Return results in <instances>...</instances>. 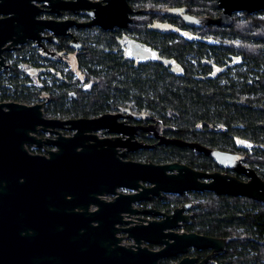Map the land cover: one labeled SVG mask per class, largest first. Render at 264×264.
Returning <instances> with one entry per match:
<instances>
[{
  "label": "flooded vegetation",
  "instance_id": "1",
  "mask_svg": "<svg viewBox=\"0 0 264 264\" xmlns=\"http://www.w3.org/2000/svg\"><path fill=\"white\" fill-rule=\"evenodd\" d=\"M204 1L0 0V97L12 94L9 90L10 73L18 71L23 85L26 86V92L27 89L38 92L33 103H43L45 115L48 117L78 119L96 117L103 113H118L120 114L118 125L120 124L127 131H132L133 127L139 126L135 131V139L151 146L135 150L118 147L119 152L126 151L125 156L122 157L124 160L157 164L178 162L187 165L196 172L220 173L247 181L249 176L246 173L231 166L221 165L217 159L202 150L198 151L188 145L160 142V140L162 137L180 139L186 142H195L213 150L240 154L243 156L242 165L253 167L249 159V151L253 146L247 141L230 134L229 137L233 139L232 147L216 145L205 139L203 134L207 132V129L203 127L202 122L196 126L200 136L194 135V139L181 136L179 127L171 125L150 110H138L140 106L147 108L164 105L161 99H156L154 95L151 98L139 95V89L136 86L129 88L130 95L127 96L126 89L120 86L126 72L131 75L143 76L144 79L159 78L162 81L164 79L169 81L171 78L182 80L190 76L202 81L219 79L223 83L226 75L232 76L236 68L244 64L245 60L242 54L233 50L231 44L233 38L223 35L225 25L199 26L188 20V15L212 18L220 15L222 8L219 6V0H207V3ZM209 4L217 5L220 9L217 16H212L211 13H201L205 11L202 7ZM218 26H222V28L219 29ZM177 43L193 44L194 50L185 55L187 60L170 51ZM219 47L227 50L224 51L220 59L217 56ZM201 48L206 52L201 53ZM98 50L113 56L119 62V66L121 65L126 71H98L101 65L93 62L96 59L94 51ZM92 63H95L92 66L94 71H91ZM185 64L189 65V69ZM131 68L136 71H130ZM157 72L165 78L158 77ZM46 77H49L50 84H47ZM62 85L69 87L65 101L67 107L83 105L81 103L84 98L88 105L96 104L98 100L104 103L100 98V92L108 87L112 96L104 101L111 109L89 116L80 114L62 117L47 114L45 107L52 100L48 87L54 91V96H57L61 93L60 86ZM119 86L121 88H118ZM118 89L122 90L123 94L121 95L124 98L118 99ZM162 91L165 92V88ZM136 93L138 94L136 95ZM143 96L145 99H142ZM141 112L148 116L137 118L135 115ZM164 126L169 128H164ZM141 127H147L148 130ZM63 133L72 135L74 130L63 129ZM154 133H158L159 136H155ZM99 134L101 136L116 135L106 129L101 130ZM129 134L127 132L125 137H128ZM118 135H122V133H118ZM38 137L54 138L56 134L40 131ZM29 148L34 153L47 154L54 147L51 144H44L40 148L35 146H29ZM145 150L153 153L157 151L158 154L175 150L182 153V156H174V159L171 160L164 156L158 159L137 158ZM167 172L178 173V169L167 170ZM196 178L198 182L209 183L213 177L199 175ZM142 183L147 188L153 186L150 181ZM118 190L125 193L135 191L125 187H119ZM232 196L218 194L208 189H189L182 193L164 190H161V194L149 192V196L132 202V208L137 209L138 212H123L124 220L128 222L118 223V227L121 228L118 235L122 237L119 243L137 251L139 245L128 236L125 228L136 229L139 226L154 223L160 225L163 232L197 233L220 240L214 245L207 243L199 246L189 245L176 253L162 254L158 258V264H257L255 260L252 262L242 261L250 259L256 253L254 249L257 245L264 250V237L261 238L258 231H255V236H252L250 234L253 232L249 230V227L244 226L238 229L234 227L223 230L216 229L213 234L205 232L203 229L204 214L210 210L215 213L221 210L226 200L232 202L235 200V197ZM105 197L112 199L114 195L108 194ZM238 197H246L244 202L254 199L249 196L239 195ZM256 201L259 202L256 203L258 210H264V202ZM174 222L178 223L177 227L170 229L166 226L167 223ZM160 237L165 240L169 239L165 235ZM246 237L252 241L250 245L246 247L237 244L239 241L245 240ZM140 246L147 247L154 252L162 251L165 248L175 251L177 247L169 246L165 242H150L145 239ZM243 249L247 250H244L246 253H235V250L240 252ZM261 264H264V259Z\"/></svg>",
  "mask_w": 264,
  "mask_h": 264
},
{
  "label": "water",
  "instance_id": "2",
  "mask_svg": "<svg viewBox=\"0 0 264 264\" xmlns=\"http://www.w3.org/2000/svg\"><path fill=\"white\" fill-rule=\"evenodd\" d=\"M219 6L222 11L216 18H187L199 26H230L235 13L263 10L264 0H219ZM43 107L41 102L0 101V264H158L162 254L176 253L189 245H214L220 240L197 233L163 232L160 225L153 223L125 228L139 245L137 251L120 245L118 223L126 221L124 211L138 212L132 208L133 201L149 196V192L161 194V190L182 193L208 189L264 202V179L255 168L242 165L240 154L180 139L160 140L202 150L221 165L246 173L247 181L220 173L196 172L178 162L124 160L126 151L119 152L118 147L135 150L151 146L135 139L139 126L127 131L118 125V113L78 119L48 117ZM63 129L74 133L65 135ZM105 129L116 135L101 136L99 132ZM40 131L56 137H38ZM127 132L130 134L125 137ZM44 144L54 148L47 154L34 153L29 148ZM175 169L178 173L167 172ZM199 175L213 178L209 183L198 182ZM143 181L153 186L147 188ZM119 187L135 191L125 193ZM108 194L114 197L107 199ZM177 225L174 222L166 226L172 229ZM162 235L169 239H162ZM144 239L177 247L175 251L165 248L154 252L140 246Z\"/></svg>",
  "mask_w": 264,
  "mask_h": 264
},
{
  "label": "trees",
  "instance_id": "3",
  "mask_svg": "<svg viewBox=\"0 0 264 264\" xmlns=\"http://www.w3.org/2000/svg\"><path fill=\"white\" fill-rule=\"evenodd\" d=\"M206 1L204 3H207ZM202 8L205 9L201 12L202 14L211 13L212 16H217L220 13L217 5L209 4ZM218 27L219 29L222 28V26ZM223 28H225L223 35L233 38L231 42L233 50L242 54L245 60L243 65L236 68L232 76L226 75L223 83L219 79L202 81L190 76L182 80L171 78L168 81L164 79V82L159 78L144 79L143 76L131 75L126 72L120 86H123L127 93L130 87L136 86L139 89V95H145L149 98L154 95L156 99H161L164 105L147 108L140 106L138 110H150L171 125L179 127V135L181 136L191 138L195 137L194 135L200 136L196 126L202 122L203 127L207 129V132L203 134L205 139L216 145L232 147L233 139L229 137L230 134L247 141L253 146L249 151L250 163L264 178V9L255 13L246 11L235 13L233 24ZM191 50H194L193 44L177 43L170 51L187 60L185 55ZM200 50L201 53L206 52L203 48ZM225 50L222 47L218 48L217 56L219 59ZM94 53L96 59L93 62L101 65L98 71H126L121 65L119 66V62L113 56L99 50L94 51ZM94 65L95 63L90 65L91 71H94L92 69ZM185 66L189 69V65L185 64ZM130 71L136 70L131 68ZM156 75L165 78L159 72ZM9 85L12 94L0 97V100L13 98L21 102H35L38 92H33L31 89H27L26 92V86L23 85L18 71H11ZM120 86L118 88H121ZM48 88L52 100L45 107V111L52 116L69 117L80 114L89 116L111 109L104 101L112 96L108 87L100 92V98L105 104L98 100L96 104L88 105L84 98L81 103L83 105L74 107L65 106L69 89L67 85L60 86L62 94L59 93L57 96H54V91L50 87ZM163 88H165V92L162 91ZM121 94H123L122 90L118 89V99L124 98ZM142 99H145L144 96ZM139 156L137 158L142 159L151 157L158 159L164 156L171 160L174 159V156H182V153L173 150L158 154L157 151L153 153L145 150ZM186 156L190 158V156ZM232 197H235V200L233 202L226 200L221 210L216 213L210 210L204 214V218L202 217L204 231L213 234L216 229L223 230L230 227L238 229L244 226L249 227V230L253 232L250 235L255 236V231H258V235L261 238L264 237V210H258L256 203L259 202L249 199L246 203L244 202L246 197L236 195ZM217 222L218 225H216ZM251 243L252 241L246 237L245 240L239 241L237 244L247 247ZM244 250L246 249L240 252L235 250V253H246ZM254 250L256 253L250 259L244 260L242 258V262L255 260L257 264H261L264 259V250L258 245Z\"/></svg>",
  "mask_w": 264,
  "mask_h": 264
},
{
  "label": "rangeland",
  "instance_id": "4",
  "mask_svg": "<svg viewBox=\"0 0 264 264\" xmlns=\"http://www.w3.org/2000/svg\"><path fill=\"white\" fill-rule=\"evenodd\" d=\"M238 13H240V12H238ZM46 79H47V84H48V83L50 84V82H49V81H50L49 77H48V78L46 77ZM9 100H15V99L11 98V99H9Z\"/></svg>",
  "mask_w": 264,
  "mask_h": 264
}]
</instances>
